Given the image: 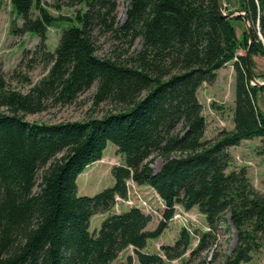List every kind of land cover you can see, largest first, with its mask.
<instances>
[{
  "label": "trees",
  "instance_id": "trees-1",
  "mask_svg": "<svg viewBox=\"0 0 264 264\" xmlns=\"http://www.w3.org/2000/svg\"><path fill=\"white\" fill-rule=\"evenodd\" d=\"M237 2L229 13L245 15L227 19L215 0H128L121 24L118 0H69L71 7H86L73 18L54 17L41 0H12L24 21L17 32L40 38L31 62L41 52L49 71L22 93L10 88L0 66V264H112L130 247L138 264H165L164 257L173 261L188 251V229L182 228L173 246H162L163 255L144 250L168 228L178 205L197 208L206 218L210 230L201 234L197 252L229 221L237 242L222 264L251 262L264 239V194L254 188L245 167L227 170L233 161L230 148L264 139V111L256 101L264 86H252L247 73V51L252 70L253 58L264 56V0ZM33 8L39 12L36 19ZM244 17L253 30L252 44L247 28L239 36L234 23ZM56 20L73 25L52 53L47 32ZM97 32L129 49L140 40L142 46L130 55L120 51L100 58ZM230 63L236 73L234 129L205 139L207 120L197 93L203 84H214ZM95 84L96 106L110 102L123 109L84 122L23 118L45 112L50 101L72 103ZM109 142L124 158L111 170L114 186L79 196L78 176L102 159ZM156 158L163 161L157 172L151 166ZM128 180L151 187L165 203L155 230H147L152 219L139 208L113 213L116 197H127ZM97 214L108 217L91 233Z\"/></svg>",
  "mask_w": 264,
  "mask_h": 264
},
{
  "label": "rangeland",
  "instance_id": "rangeland-1",
  "mask_svg": "<svg viewBox=\"0 0 264 264\" xmlns=\"http://www.w3.org/2000/svg\"><path fill=\"white\" fill-rule=\"evenodd\" d=\"M68 1L41 0V4L56 18H73L76 10L86 9L84 5L71 7L67 4ZM218 1L227 14L230 10L238 8L237 0ZM127 7L128 0H118L117 21L121 24L125 20ZM38 16L39 12L33 8L32 18L36 19ZM23 23V19L17 14L12 5V0H0V66L2 73L9 82L11 89L27 93L33 85L39 83L48 74L49 67L42 62L43 54L41 52H38L35 56L36 60L31 62L34 51L40 44V38L34 32H17V29L22 28ZM234 23L240 36L243 30L246 29V24L242 21H234ZM71 25H73V22L68 20H56L48 29L46 45L49 52L54 53L56 51L63 31ZM96 43V55L100 58H110L120 51L130 55L142 46V41L140 40L136 42L134 47L129 49L125 42H120L110 34L101 32L96 33ZM26 51H28L27 54L25 53ZM241 53H244V51H241ZM263 57L260 56L258 58V66L260 68H264ZM233 68L231 66L224 67L214 84L205 83L198 90V99L203 105V114L207 120L205 139L216 137L222 130L230 131L232 123H234L236 73ZM253 74L255 75L254 71ZM259 81L264 82V79ZM97 88L98 86L95 84L89 91L78 95L69 104H54L50 101L45 112L23 115V118L29 123L43 124L84 122L94 118L100 119L123 109L110 102H104L96 106L94 104V96ZM256 101L258 107L264 111V91L258 92ZM229 152L233 157V161L227 172L240 170L245 167L254 188L264 194V139L244 140L239 146L230 148ZM123 163L124 158L118 153L117 146L109 142L102 159L89 165L78 176V195L95 196L104 189L113 187L115 180L111 170L114 166H119ZM162 164L163 161L160 158H156L151 166L157 172ZM127 186L130 189L131 199L134 204L143 206L146 203L144 207H148L147 211H157V213L144 211L152 219L147 230H155L163 218L166 208L165 203L162 199H158L155 191L149 186H140L130 180L127 181ZM131 208L120 201L116 203L113 213L124 212ZM175 213L179 217L169 221L168 228L160 237L149 240L144 252L163 255L162 246H173L178 240L182 228H186L192 235L188 251L182 258L173 261H167L164 257L165 264H222L231 256L236 246L237 237L235 229L233 227L228 228L230 225L229 221L222 222L218 229L212 232V236L208 238L205 250L197 252L201 234L210 230L205 216L197 208L186 211L180 205L177 206ZM107 217L108 215L105 214L93 216L90 221V232L99 231ZM226 219H229V215H226ZM129 258H131V264H138L132 247L123 251L112 264H130ZM249 264H264V239L254 252Z\"/></svg>",
  "mask_w": 264,
  "mask_h": 264
},
{
  "label": "water",
  "instance_id": "water-1",
  "mask_svg": "<svg viewBox=\"0 0 264 264\" xmlns=\"http://www.w3.org/2000/svg\"><path fill=\"white\" fill-rule=\"evenodd\" d=\"M215 1H216V6L218 9V12L221 15V17H224L227 19H232L238 15H242V16L245 15V13L240 12V11H233V12L227 14L223 11L222 7L220 6L219 1L218 0H215ZM243 19H244V23L246 24L247 31L249 33V38H250L249 44H252L254 41V34H253L252 27H251L249 21L247 20V18L244 17ZM247 60H248L247 73H248V76L250 78V81L253 83V86L263 87L264 82H260L259 80H257L253 74L251 63H250V50L247 51Z\"/></svg>",
  "mask_w": 264,
  "mask_h": 264
},
{
  "label": "built area",
  "instance_id": "built-area-1",
  "mask_svg": "<svg viewBox=\"0 0 264 264\" xmlns=\"http://www.w3.org/2000/svg\"><path fill=\"white\" fill-rule=\"evenodd\" d=\"M224 11V10H223ZM225 12V11H224ZM240 55H243V53H241L240 52ZM235 60H236V58H235ZM130 181H133V180H130ZM134 182V181H133ZM138 185V184H137ZM127 189H128V186H127ZM156 193V192H155ZM156 195H157V197H158V199L159 200H161V197L156 193ZM120 201H122V202H124L125 204H127L129 207H136V208H139L141 211H145V212H148V213H151V212H154V211H152V210H148L147 211V209H148V207L147 208H145L144 206H146V203H144L143 204V206L142 205H136V204H134V201H132V199H131V193H130V189H128V191H127V197L126 198H120V197H116V202H115V206H116V203L117 202H120ZM177 208V206L175 207V209ZM117 213H120V211L119 212H117ZM154 213H157V211H155ZM147 214V213H146ZM177 217H179L176 213H175V215H174V217L172 218V219H175V218H177Z\"/></svg>",
  "mask_w": 264,
  "mask_h": 264
},
{
  "label": "crops",
  "instance_id": "crops-1",
  "mask_svg": "<svg viewBox=\"0 0 264 264\" xmlns=\"http://www.w3.org/2000/svg\"><path fill=\"white\" fill-rule=\"evenodd\" d=\"M235 9V8H234ZM233 9V10H234ZM260 57V56H259ZM258 56H255L253 59H254V62H255V68L253 69V71H254V73H255V75H256V79H259V80H263L264 79V68H260L259 66H258V58H259ZM263 59H264V57H263ZM228 66H231V68H233V65H232V63L231 64H228V65H226L225 66V68L226 67H228ZM234 69V68H233ZM221 70H223V68L222 69H220L219 71H218V77H219V74H220V71ZM217 77V78H218ZM233 126H234V123H232V128H231V130H233L234 128H233ZM105 215H108V214H105Z\"/></svg>",
  "mask_w": 264,
  "mask_h": 264
},
{
  "label": "bare ground",
  "instance_id": "bare-ground-1",
  "mask_svg": "<svg viewBox=\"0 0 264 264\" xmlns=\"http://www.w3.org/2000/svg\"><path fill=\"white\" fill-rule=\"evenodd\" d=\"M252 86H253V83L251 82Z\"/></svg>",
  "mask_w": 264,
  "mask_h": 264
}]
</instances>
